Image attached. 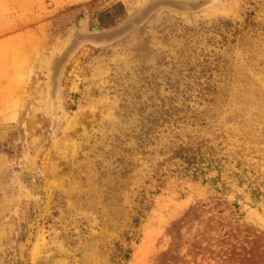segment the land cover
Returning a JSON list of instances; mask_svg holds the SVG:
<instances>
[{"label":"rangeland","instance_id":"obj_1","mask_svg":"<svg viewBox=\"0 0 264 264\" xmlns=\"http://www.w3.org/2000/svg\"><path fill=\"white\" fill-rule=\"evenodd\" d=\"M0 264H264V0H0Z\"/></svg>","mask_w":264,"mask_h":264},{"label":"trees","instance_id":"obj_2","mask_svg":"<svg viewBox=\"0 0 264 264\" xmlns=\"http://www.w3.org/2000/svg\"><path fill=\"white\" fill-rule=\"evenodd\" d=\"M118 34V33H117ZM117 34H115L114 36H116Z\"/></svg>","mask_w":264,"mask_h":264}]
</instances>
